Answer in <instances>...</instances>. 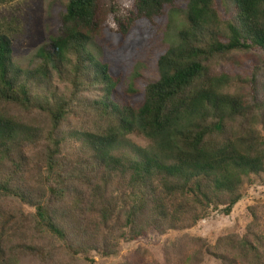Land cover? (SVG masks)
I'll return each mask as SVG.
<instances>
[{
    "label": "trees",
    "instance_id": "1",
    "mask_svg": "<svg viewBox=\"0 0 264 264\" xmlns=\"http://www.w3.org/2000/svg\"><path fill=\"white\" fill-rule=\"evenodd\" d=\"M180 2L177 43L157 57L140 97L120 102L93 40L155 26ZM10 32L0 26V264H94L92 251L116 256L151 231L229 216L264 175V0H66L32 69L15 64ZM239 57L250 72L222 68ZM56 80L71 86L69 97ZM132 134L151 141L137 158L120 152ZM249 213L247 233L212 251L224 264H264V202Z\"/></svg>",
    "mask_w": 264,
    "mask_h": 264
},
{
    "label": "rangeland",
    "instance_id": "2",
    "mask_svg": "<svg viewBox=\"0 0 264 264\" xmlns=\"http://www.w3.org/2000/svg\"><path fill=\"white\" fill-rule=\"evenodd\" d=\"M124 1L126 5L132 2ZM65 3L66 0H15L0 5V26L11 31L13 60L18 67L32 69L38 66V51L49 43L51 37L57 36L58 19ZM219 8L223 14L224 9L220 3ZM185 10L184 3L180 2L178 12L170 13L155 26L138 23L128 36L116 38L100 34L93 40V52L110 66L118 79L116 97L120 102L129 103L140 97L143 87L157 71V57L177 43ZM239 59L240 65L224 62L222 68L232 75L250 72L249 62L243 61L242 57ZM55 86L59 95L70 96L71 86L68 83L56 80ZM93 96V92L83 91L80 98L90 100ZM76 124L77 121L72 120L71 125ZM82 126L91 129L90 119H85ZM150 146L151 141L145 136L132 134L123 139L119 147L121 153L137 158L136 149L145 150ZM76 155L75 150L66 149L64 160L73 162ZM258 202H264V175L246 190L243 200L229 216L224 215L221 210L213 211L192 229L171 231L166 235L151 231L139 240L123 242L116 256L108 257L99 250L92 251L89 258L94 264H224L212 251H219L217 247L219 248L223 238L243 237L247 233L252 222L249 208ZM20 209L26 213L31 212V207L27 204L21 205ZM15 214L17 213L14 212V218ZM5 223H8L7 217L3 225ZM230 258L234 259V256L231 255ZM78 263L85 262L81 258ZM22 264L39 263L25 260ZM231 264L240 263L232 260Z\"/></svg>",
    "mask_w": 264,
    "mask_h": 264
}]
</instances>
